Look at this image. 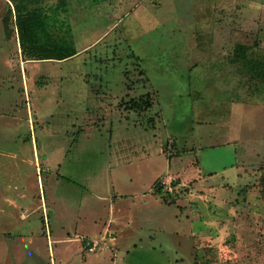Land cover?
Listing matches in <instances>:
<instances>
[{
	"label": "rangeland",
	"instance_id": "obj_1",
	"mask_svg": "<svg viewBox=\"0 0 264 264\" xmlns=\"http://www.w3.org/2000/svg\"><path fill=\"white\" fill-rule=\"evenodd\" d=\"M65 1L0 0V264H264V0Z\"/></svg>",
	"mask_w": 264,
	"mask_h": 264
},
{
	"label": "trees",
	"instance_id": "obj_2",
	"mask_svg": "<svg viewBox=\"0 0 264 264\" xmlns=\"http://www.w3.org/2000/svg\"><path fill=\"white\" fill-rule=\"evenodd\" d=\"M20 45L24 54L41 59H65L77 52L67 3L60 0L47 8L29 9L25 0H14ZM236 56L247 58V48L238 46ZM160 186L158 193H162Z\"/></svg>",
	"mask_w": 264,
	"mask_h": 264
},
{
	"label": "built area",
	"instance_id": "obj_3",
	"mask_svg": "<svg viewBox=\"0 0 264 264\" xmlns=\"http://www.w3.org/2000/svg\"><path fill=\"white\" fill-rule=\"evenodd\" d=\"M88 245H89V250H94L97 246V242H95L93 244L89 243Z\"/></svg>",
	"mask_w": 264,
	"mask_h": 264
}]
</instances>
